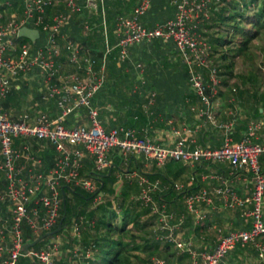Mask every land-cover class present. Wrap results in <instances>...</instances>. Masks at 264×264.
<instances>
[{
  "label": "built area",
  "instance_id": "built-area-1",
  "mask_svg": "<svg viewBox=\"0 0 264 264\" xmlns=\"http://www.w3.org/2000/svg\"><path fill=\"white\" fill-rule=\"evenodd\" d=\"M151 1L135 0L129 13L116 16L114 45L108 42L102 18L104 48L100 56H94L88 48L70 38H64L62 44L58 40L62 38V29L73 14L84 8L97 11V0H22L20 15L7 14L3 6L9 5L8 0H0V101L6 98L20 76L35 73L42 85L41 99L53 98L59 109L53 119L38 115L31 120L25 113L13 118L0 110V202L7 203L10 212L9 218L0 214V264H18L21 256L35 259L38 264H55L57 240L45 242L39 250L23 252V228L27 227L32 235H37L56 224L62 203L60 188L64 185L79 187L98 199L96 180L79 176L80 162L85 154H89L93 158L94 172L102 173L111 164V152L117 153L124 161L130 156L142 155L156 166L168 161L226 163L230 173H245L250 186L243 197L227 184L211 190L201 187L184 197L185 210L193 214L196 222L205 217L198 204H209L211 193L223 199L225 207H241L248 219L247 229L225 234L218 229L217 243L209 251L197 250L191 241L177 237L183 215L175 217L163 205L156 203L153 194L161 188L158 180H150L134 171H128L126 175L139 187L134 199L156 217L155 239L172 245L179 253L187 254L190 264H218L237 245H253L258 257H262L264 245L258 239L264 235V170L260 164V158L264 156V142H253L252 139L255 131L264 126V120L250 123L241 139L234 142L233 120L215 121L213 118L212 99L217 93L219 78L216 65L209 57V45L198 31L200 20L207 16L212 0H172L175 7L173 17L144 26L141 19L149 11ZM58 5L62 6V10L53 11ZM27 23L38 27L44 34L41 44L35 45V41L30 40L18 41V29L27 26ZM90 24L83 22L86 31ZM156 39L172 42L177 50L187 72V83L200 102L199 107L192 106L190 111L196 119L208 121L222 131L219 146L189 149L181 138L173 146H162L146 135L139 136L132 126L117 125L105 129L100 123L98 110L91 101L107 78V55L115 47L118 63L124 62L133 45ZM62 53L70 66L68 72L62 69ZM137 68H141L139 64ZM79 108L86 110L85 123L66 125V118ZM19 137L42 140L52 145L57 155L51 168L42 171L26 167V162L38 167L41 159L31 154L26 145L22 146V150L16 149L13 140ZM24 170L27 172L25 176ZM215 178L222 180L220 176ZM173 188L181 191L183 184L174 183ZM71 228L73 236L78 237L80 223L73 222ZM93 250L95 245L91 244L85 249L83 257H90ZM74 253L77 254L76 250ZM142 264L170 263L163 258H151Z\"/></svg>",
  "mask_w": 264,
  "mask_h": 264
},
{
  "label": "crops",
  "instance_id": "crops-1",
  "mask_svg": "<svg viewBox=\"0 0 264 264\" xmlns=\"http://www.w3.org/2000/svg\"><path fill=\"white\" fill-rule=\"evenodd\" d=\"M120 1L122 3L121 5L118 4V0H107V5L103 8L101 7L104 11L106 10L105 15L108 16V12L114 13L112 10H117L124 5L125 0ZM100 5H102V2H100ZM89 12L94 14V11L89 10ZM101 15L105 23L104 13ZM92 24V27L96 24V27H99V32H101L102 29H100V25L102 24V20L98 23L92 22ZM112 29V37L115 40L116 35L114 28ZM67 33L68 32L66 31L65 33H62V38H59L58 43H63V39L65 38L64 34L66 35V38H69ZM108 35L109 34L107 33V38H109ZM157 50L155 49V51L151 52L155 53L157 56L166 57L168 61H171L174 64H179L181 62L177 50L175 51L173 47L169 48L168 51H162L161 49ZM149 52L150 51H147V53ZM209 52V57L215 64V60L213 59L215 56L211 55V51ZM134 53V56H140L139 51H135ZM129 58L130 55L128 59ZM152 60L155 61V59ZM235 61L240 64L239 76L234 74L229 76L228 79L227 76H224V72L229 71V68L224 67L222 61H219L221 67H219V72H221V74L218 75V78L221 76V81L224 82L222 86L219 78L217 93L212 99L211 112L213 113L215 121H227L228 118H231L228 120H233L234 126L232 130V139L234 142H237L246 132L250 123L264 120V91L260 90L258 87L255 88L254 84H251L255 81V79L257 80L258 77L255 74L256 64L254 65V59L253 63L249 62V64H247V59H243L241 56H235L234 62ZM181 64L183 65L182 62ZM232 66H234V71H236V65ZM253 66L255 67V70L252 68ZM135 68L136 76L135 80L130 85V93L143 98L141 108L145 113L144 117L146 119L143 124L135 122V126L131 125L137 130L139 136L146 135L154 143L168 147L173 146L179 138L184 139V144L189 149L202 146L217 147L221 144L222 131L208 121L202 122L196 119L194 114L190 111V107L192 105L199 107L200 102L190 89L187 79L185 83L188 94L190 95L182 97V99L179 100L180 102L174 101L171 97L166 98L161 96V100H159V102L162 104L159 106L168 104L166 107L164 106L167 111L164 109L161 112H155L154 109L156 110L158 107V105H156V96L158 92H156L154 88H148L146 86V82L148 80L147 84L150 85L152 79L158 76L156 74L164 71L165 69L163 68V65L157 61H155V64L153 63L152 71H150V67H145L143 63L141 68H137V64L135 65ZM139 69H141V71ZM63 71L68 72V70ZM34 74H24L14 81V85L11 87L6 98L0 101L1 111L7 113L13 118L25 113L28 115V120L34 119L38 115H45L50 119L56 117L57 109L54 105V99H41L40 94L42 91V85L40 83L39 76ZM176 76L178 77L177 71L176 75L170 81V85L175 83L174 79L177 78ZM257 86L259 85L257 84ZM231 88L236 89L238 94V97L236 96V102L233 104L234 106H232L236 108L233 110L230 108L231 104L229 103L230 94H226V91ZM241 93L243 94L240 97L239 95ZM127 95L129 94L127 93ZM107 98H109V96H107ZM149 99H151L150 103ZM113 101L118 103L120 102L115 98H113ZM172 103H175L176 105H173ZM257 108L259 109V114L256 112ZM103 109L105 110L97 108L99 115L102 116L103 122L108 129L117 125L130 126L126 121L129 118L127 109H121L118 115H112L111 113L114 112L113 106L109 101L106 102ZM104 111H107L108 114L104 115ZM231 112L234 113L233 117H230L229 115ZM132 119H135V117L132 116ZM85 121L86 110L84 108H79L66 118L65 123L78 125L84 124ZM252 141L259 143L264 142V126L255 131ZM46 143V141L35 140L29 137H19L13 140V145L16 149L22 150V146L26 145L31 154L41 159L38 167L33 165L31 162H26V167H30L32 169L40 168L42 171H46L51 168V166H48L49 163L46 161ZM56 155L57 152L55 151V157ZM115 155H117V153H115ZM174 162L175 164L170 163L166 172L172 177L174 183H180L182 181L180 184H183V188L187 190L184 195L179 197L177 195L165 196L162 200L154 197L155 193H161L163 190L167 189V184L166 182H162L163 184H161L160 178L154 175V173H158V167L154 164V162L146 159L142 155H133L128 157L119 169H115L112 178L107 181L105 188L102 190L97 183V191L100 189L97 194L98 199L92 201V206L89 207L90 209H93V206L96 205L95 215L93 213V215H91L92 217L89 218L86 210H82L77 217L72 215L74 218H72L69 228L64 227L63 231L55 237V240L58 242V252L56 253L57 258H55L58 260V263L105 264L107 258L113 256V252L117 247V242L121 243L120 248H122V250L120 252V256L126 259L124 264H141L142 261L151 258H163L170 264L191 263V259L187 254L179 253L172 247V245L161 243L155 239L153 230L156 223V217L155 215L153 216L152 213L153 219H155L153 220V224L142 228V224L139 223V225H135L134 228H125L124 231H119L122 224L121 219L123 211H126L127 209V211L132 210V207L135 206L132 211V214L134 215L135 213L141 211V209H144L140 202L134 199L135 195L138 193L139 187L134 180L127 178L126 174L128 171L144 174L150 180H160L159 182L161 188L153 194L154 200L158 203V205H163L166 211L171 212L175 217L183 215L182 222L177 232V237L182 240L191 241L197 250H212L217 243L218 229L221 233L225 234L230 231L247 229L249 227L248 219L243 215L241 207H225L223 199H219L213 193H211L212 201L209 204L204 202L198 204V209L205 215V217L199 220V222L194 220L193 214L186 212L184 206L185 195L189 192L196 191L201 187H206L211 190L215 186L227 184L231 186L238 196L243 197L248 193V188L250 186L245 173H230L229 167L226 163L195 161L192 164H185L181 161ZM260 163H262L261 166L264 167V156L260 158ZM93 164V158L89 154H85L80 162L79 176H81V178L90 177V174L94 172ZM111 165L112 160L110 166L102 172L105 173V176L107 175ZM47 167L49 168L47 169ZM26 173V170H24V176ZM215 176L222 177V180L216 179ZM96 182H98V178L96 179ZM176 191L179 192V190ZM107 198L110 199L112 207L118 211L117 217L113 221L114 229L112 231H107L105 226L99 224L101 212L100 208H97V206L104 202ZM0 203L2 204L0 206V214L4 218H9V205L4 202ZM72 205L73 208H75L76 203H72ZM79 209L80 207L77 210L74 209L75 211L73 214H75ZM104 217H106V215ZM144 220V214H140L139 221L142 223ZM73 222L80 223V232L78 237L73 236L71 228ZM132 235H134V237H132ZM92 239H94V241ZM258 241L264 245V236H261ZM91 244L95 245V250H93L90 257H83L85 249ZM113 247L115 249H113ZM75 250L77 253L76 255L74 253ZM260 263L264 264V253L260 259V257H258L257 249L253 245H246L244 247L236 246L234 249L230 250L220 259L218 264Z\"/></svg>",
  "mask_w": 264,
  "mask_h": 264
},
{
  "label": "trees",
  "instance_id": "trees-1",
  "mask_svg": "<svg viewBox=\"0 0 264 264\" xmlns=\"http://www.w3.org/2000/svg\"><path fill=\"white\" fill-rule=\"evenodd\" d=\"M3 1V0H2ZM81 1V0H80ZM118 4L121 5V1L118 0ZM9 5L3 6V9L6 11L7 14L15 13L17 15H20L23 10V2L22 0H8ZM134 0H130V2L127 4L124 3L120 8L114 11V13L108 12V16L105 15V11L102 9L107 5V0H102V5H100V1L97 0V11L92 14L89 12L88 9H83L81 12L74 14L69 21L66 23V25L63 27L62 31H70L69 38L75 41L76 43L80 44L83 48H88L90 53L94 56H100L103 52V41L102 36L100 34L99 27L97 29H93L92 34L86 33V29L83 27V22L87 21L92 24V22H100L101 20V10L104 12V18L106 26L109 30L108 32V42L110 45H113L115 40L112 37V32L114 28V19L117 15L120 14H127L132 9ZM102 7V8H101ZM175 7L172 4V0H152L151 1V7L149 11L143 16L141 19V22L144 26H152L156 22H161L165 19L173 17ZM112 12V11H111ZM27 26L34 28L31 23H27ZM38 28V27H35ZM203 32V35L208 34V38L206 39L207 44L209 45V50L211 51V55L215 56L214 60L220 59L222 61V64L226 68H230L233 63L235 56H241L243 59H247L249 62L253 63V52L250 50L251 44L253 41L262 33L264 32V0H212V4H210L208 14L205 17H202L198 26V31ZM39 30V36L41 30ZM68 35V34H67ZM92 36V37H91ZM37 38V39H38ZM18 41H29V39L25 37H18ZM23 39V40H21ZM36 39V40H37ZM35 40L34 44H37V41ZM172 42L164 41L160 39H156L150 42H141L137 45H134L131 47L130 51V58L125 60L122 63H118L117 61V48H113L109 54L107 55V78L103 84V86L96 92V94L93 96L91 104L98 108L103 109L106 102L109 101L113 106L112 115H118L119 111L121 109H127L128 112V119L127 124L135 126V122L138 123H144L146 121L144 117V112L141 108V103L143 98L141 96H138L136 94L130 93V85L135 80L136 76V68L135 65L139 63L140 61L145 65V67H150V71H152V65L155 64V61L158 63H161L163 65L164 71H161L160 73H157V77H154L151 84H147L148 80L146 82V86L148 88H154L156 92H158L156 96V105H158L157 109L154 111H167L166 107L168 104H163L159 102L161 100V96L163 97H171L174 99V101H179L184 96H188L187 87H186V71L181 64H174L171 61H168L166 57L164 56H157L155 53H152L151 51H155V49H161L162 51H168L169 48H174ZM31 44V42H30ZM135 51H139L140 56L136 57ZM147 51H150L147 53ZM158 51V50H157ZM174 51V50H173ZM176 51V49H175ZM152 59H155L153 61ZM221 64V66H222ZM252 65V64H251ZM253 69L255 70V67L253 66ZM178 72V77L174 79L175 83L170 85V81L173 79V77L176 75V71ZM253 70V72H254ZM257 70H255L256 72ZM145 74V72H144ZM257 74V73H255ZM149 85V86H148ZM127 93L129 95H127ZM131 94V95H130ZM109 96V98H107ZM113 98L118 99L120 102H114ZM180 102V101H179ZM173 105H176L175 103H172ZM257 114H259V109H256ZM104 115H107V111L103 112ZM132 116L135 117V119H132ZM127 118V117H126ZM98 119L102 126L105 129H108V127L105 126L103 122V118L98 113ZM134 122H133V121ZM132 121V122H131ZM66 125H69L68 123H65ZM45 145L47 147V154H46V161L49 163V167L52 166L54 157H55V151L52 145H50L48 142ZM49 144V147H48ZM116 156V157H115ZM115 155L114 152H111V160L112 165L109 168L110 174L108 176H105V173H96L92 172L90 174V177L94 178L95 180L98 177H101V180L98 181V186L102 190L105 188V185L107 181L112 178L113 172L116 168H120V156ZM45 158V157H44ZM124 163V162H123ZM262 164V163H260ZM47 167V169L49 168ZM264 170V167L261 166ZM107 172V170H106ZM156 176H160L163 181L167 184V189L163 190L161 193H155L154 197L156 199H164L165 196H182L184 195L187 190L183 188V190L175 193L173 190V180H169L164 174L160 175L159 173H154ZM98 176V177H97ZM67 186V188L64 189V196H65V215L63 217V211L62 207L60 208V217L56 224L50 229H54L59 222H61V230L56 233L59 234L64 227H67L72 218L77 217L82 210H86V212L89 215V218H91L96 209H90L89 200L94 197L92 193L84 192L82 189L80 190L79 187H76L74 185H64ZM79 188V189H78ZM100 189L96 192V195L99 193ZM68 191L77 194L78 196H81L84 200L83 203L79 205L80 209L73 214L75 210L78 208H73V205L71 204L70 210L67 209V198H68ZM60 197H61V191H60ZM62 199V197H61ZM2 204L0 203V206ZM120 206V205H119ZM97 208H100L101 217L99 224L102 226H105L107 231H112L114 229L113 221L117 217V209H114L112 207L111 201L109 198L104 200V202L100 203ZM132 210L129 211H123L122 214V224L119 229L120 232L124 231L125 228H134L135 225L142 224V228L146 227L147 221H143L142 223L139 221L140 214L148 213L149 209L144 208L141 209V211L132 214V211L134 210L135 206L132 207ZM1 209V207H0ZM75 209V210H74ZM72 215L74 217H72ZM97 215V214H96ZM106 215V217H104ZM154 216V215H153ZM102 218V219H101ZM153 218V217H152ZM155 220V219H154ZM49 231V230H48ZM46 231H42L41 233L37 235H32L30 233V230L27 227L23 228V237L24 242L32 241L36 237H38L40 234L44 233ZM55 234V235H56ZM264 236V235H262ZM50 236L42 239L35 245L29 248V250H37L41 248L42 242L49 238ZM134 237V235H132ZM94 241V239H92ZM116 249L113 252L112 257H108L105 264H124L126 262L125 258H122L120 256V252L122 248H120L121 243H116ZM239 246V245H237ZM110 252V250H109ZM109 254V253H107ZM57 256V255H56ZM55 256V257H56ZM57 258V257H56ZM55 258V259H56ZM261 259V257H260ZM58 263V260H55V264ZM18 264H38L35 259H31L26 256H21L18 259ZM58 264H65V262H61ZM70 264V263H66Z\"/></svg>",
  "mask_w": 264,
  "mask_h": 264
},
{
  "label": "rangeland",
  "instance_id": "rangeland-1",
  "mask_svg": "<svg viewBox=\"0 0 264 264\" xmlns=\"http://www.w3.org/2000/svg\"><path fill=\"white\" fill-rule=\"evenodd\" d=\"M217 1V0H216ZM130 2V0H125L124 1V3L126 4H128ZM211 4H212V2H211ZM58 10H62V6H60V5H58V6H56L54 9H53V11H58ZM112 11H115V10H112ZM104 13V12H103ZM208 14V13H207ZM74 15V14H73ZM72 15V16H73ZM102 15H101V20H102ZM100 20V21H101ZM90 28H89V30H87L86 31V33H89V34H92V31H93V29H97L98 27H96V24H95V26H93L94 28L93 29H91V27H92V25L90 24V26H89ZM100 29H102V25H100ZM106 30H107V26H106ZM109 32V30L107 31V33ZM63 33V32H62ZM64 33H65V31H64ZM199 33H200V36H201V38H208V34L206 35H203V32H202V29H201V31H199ZM68 35L70 34V31H68V33H67ZM100 34H101V32H100ZM64 36H65V38H66V35L64 34ZM70 36V35H69ZM92 37V36H91ZM45 38V36H44V34L41 32L40 33V37L36 40L37 41V44H39L40 42H42L43 41V39ZM21 40H23V39H21ZM170 42V41H169ZM59 44H60V42H59ZM139 44V43H138ZM172 44V43H171ZM137 45V44H136ZM130 50V49H129ZM250 50L251 51H253V54H252V56H253V59H254V65H255V67H256V75L258 76H256V75H254V76H256L257 77V80L255 79V81H253V83H251L252 85L254 84V87L256 88V87H258V88H260V90H262V91H264V32H262L254 41H253V43L251 44V47H250ZM254 51H256V52H254ZM258 51V52H257ZM128 53H130V51H128ZM130 55V54H129ZM217 58V57H216ZM66 57H65V55L62 53L61 54V57H60V61H61V63H62V69L63 70H69V65L67 64V62H66ZM214 59V58H213ZM128 60V59H127ZM220 60L219 59H217V60H215V64H216V66H217V68H218V75L219 74H221V72H219V67H220V62H219ZM120 63H122V62H120ZM247 64H249V61H247L246 62ZM64 64V65H63ZM137 64H139L140 65V67L142 66V62L140 61L139 63H137ZM233 65H236L235 67H236V71H234V66H231V68H229V71H227V72H224V76H227V79H228V77L229 76H232V75H238L239 76V73H240V64L239 63H236V61L233 63ZM221 68V67H220ZM253 68V67H252ZM263 69V70H262ZM261 71H263V72H261ZM204 75H207V73L206 72H204ZM238 76H237V78H238ZM220 78V84H222V86H223V82L224 81H221V76L219 77ZM222 82V83H221ZM257 84L259 85V86H257ZM253 87V88H254ZM254 88V89H255ZM253 89V90H254ZM228 91H230V92H228ZM228 91H226V94L228 93V94H230V97H229V103L231 104L230 105V108L233 110V109H235L234 107H232V106H234L233 104L236 102V96L238 97V94H237V92H236V89H234V88H231L230 90H228ZM242 94L243 93H241L239 96L241 97L242 96ZM55 105V104H54ZM56 106V105H55ZM192 106H194V105H192ZM191 106V107H192ZM195 107V106H194ZM56 109H57V114L59 113V109L57 108V106H56ZM190 110H191V108H190ZM193 111V110H192ZM230 115V117H233V115H234V113L233 112H231V114H229ZM228 119H231V118H228ZM227 119V120H228ZM116 157V156H115ZM118 157V156H117ZM121 157V156H120ZM122 158V157H121ZM124 160H122L121 159V161H120V166H122L124 163ZM170 163H173V164H175V162L174 161H168V162H166L165 164H162V165H160V166H157L158 167V169H159V171H158V173L160 174V175H165L169 180H173L172 179V177L170 176V175H168L167 174V168L169 167V165H170ZM93 167H94V165H93ZM81 177V176H80ZM158 178H160V182H161V184H163L162 182H164L163 180L164 179H162L160 176H157ZM174 181V180H173ZM179 182V181H178ZM182 182V181H181ZM180 182V183H181ZM179 183V184H180ZM79 189V188H78ZM81 190V189H80ZM183 190V189H182ZM84 191V190H83ZM175 193H177L176 192V190H173ZM85 192V191H84ZM68 200H67V209H68V211L70 210V207H71V204L72 203H76V208H78L79 207V205L81 204V203H83V199H82V197L81 196H78L77 194H73V193H71V192H69L68 191V198H67ZM94 200H97V199H94V198H92V199H90L89 201V204H90V206H92V201H94ZM96 208V205H94L93 206V209H95ZM145 208V207H144ZM144 217H145V221H147L146 223L147 224H153V216H152V214L150 213V212H148V213H144ZM69 226H70V224L68 225V227H66V228H69ZM62 231H63V229H62ZM61 231V232H62ZM60 232V233H61ZM56 234V233H55ZM55 234H53V235H51L49 238H47V239H45L43 242H42V244L43 243H45V242H47V241H49V240H53V239H55V237H56V235ZM7 244H8V242H7ZM42 246V245H41ZM41 249V248H40ZM38 250V249H37ZM143 263V261L141 262V264Z\"/></svg>",
  "mask_w": 264,
  "mask_h": 264
},
{
  "label": "water",
  "instance_id": "water-1",
  "mask_svg": "<svg viewBox=\"0 0 264 264\" xmlns=\"http://www.w3.org/2000/svg\"><path fill=\"white\" fill-rule=\"evenodd\" d=\"M17 35H18V37H25V38L29 39L31 42H34L38 38L39 32H38V30L36 28H31V27H28V26H21L18 29ZM109 173H110V170H108V173H107L106 176H108ZM100 180H101V177H98V181H100ZM65 188H67V186H62L61 187V197H62L61 207H62V211H63V217L65 215V196H64V189ZM60 230H61V222H59L54 229L46 231V232L40 234L34 240L28 241V242H24L22 244V251L23 252H27L28 249L30 247H32L33 245H35L36 243H38L39 241H41L42 239H44V238H46L48 236H51V235H53L55 233H58Z\"/></svg>",
  "mask_w": 264,
  "mask_h": 264
}]
</instances>
